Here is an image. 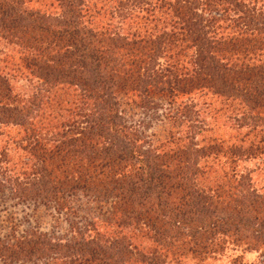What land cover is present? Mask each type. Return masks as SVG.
<instances>
[{
    "label": "trees",
    "instance_id": "trees-1",
    "mask_svg": "<svg viewBox=\"0 0 264 264\" xmlns=\"http://www.w3.org/2000/svg\"><path fill=\"white\" fill-rule=\"evenodd\" d=\"M42 1L0 0V40L15 52L0 69V126L16 127L28 154L0 184L63 211L70 199L106 203L108 216L85 219L64 242L0 240V260L167 264L245 245L264 264V188L234 169L227 191L197 185L219 156L226 166L264 160V0ZM13 80L30 91L14 92ZM191 94L219 99L210 113L244 130L238 144L195 143L193 97L174 113L184 137L149 141L123 118L126 100L148 115Z\"/></svg>",
    "mask_w": 264,
    "mask_h": 264
},
{
    "label": "rangeland",
    "instance_id": "rangeland-1",
    "mask_svg": "<svg viewBox=\"0 0 264 264\" xmlns=\"http://www.w3.org/2000/svg\"><path fill=\"white\" fill-rule=\"evenodd\" d=\"M36 5L40 9H44L43 5L46 4L42 0H39L37 3L36 0ZM47 11L51 14L58 13V10L54 6ZM114 21L116 23L119 19L115 18ZM112 26H118L124 31L127 29L126 25ZM14 53L12 47L7 46L0 40V69L4 67L3 62L7 59L8 55L12 56ZM8 69H10V73L14 71L11 67ZM11 82H15V80ZM34 85L35 83L30 86L33 87ZM13 87L14 92L18 93L30 91L27 83L21 80L16 81ZM193 95H187L184 98L180 97L176 100L168 101V103L161 102V106H158L159 110L151 111L148 115H145L137 107L132 110L130 108L132 101L129 103L130 100H126L127 106L122 107L126 113V117L123 116V118L125 122L135 124L138 130L143 133L145 139L149 138V141H159L160 143L164 139L169 138V136H174V139L184 137L185 133L189 130L187 129L188 125L182 124V118L179 117V119L174 113L176 108L181 106V101H191L193 97L194 103L197 104V110L200 111L198 121H201L199 126L197 125L199 128L190 127V130H193L191 137H193L195 143L204 145L209 139H216L228 145L238 144L237 140L242 136L244 130L238 132L236 127H232L231 123L227 121L226 115L213 116L210 113L212 108L219 110L223 108L219 104V99L212 95L200 98H195ZM24 145L23 137H20L16 127L11 125L6 127L0 126V180L5 170L11 172L14 169L21 170L23 164L25 165V169L27 168L28 154L23 150ZM262 160L259 156H253L252 159L241 162L237 161L238 163H235V166L229 163L226 166L224 159L219 156L213 165L208 168V175L210 177L207 178V181L203 182V180L199 179L197 185L198 187L212 188L220 186L227 191L228 187L234 185L233 182L237 180V177L234 178V174L232 175V179L229 173L230 170L234 169L239 176H243V174L249 175V178L257 188H264V170L257 169L260 164L259 162H262ZM262 163L264 164V160ZM201 166H203V163ZM259 168H264V165ZM64 207L66 210L63 211L55 208L53 204L19 201V199L12 196L7 185L3 186L0 184V240L5 243L14 244L22 236H28L29 239L30 236L33 237L35 236L34 234L40 233L41 235H47L51 240L64 242L71 237V228L85 226L83 225L85 219L98 218L102 221L108 216V205L106 203L96 205L84 198H77L76 201L74 199L67 200L64 203ZM109 232L111 231L109 230ZM87 234L96 238L94 230L91 233L87 232ZM106 235V230L100 229L97 236L99 239ZM38 257L40 256H36L30 260L21 259L14 262L0 260V264H51L50 256L46 258ZM261 259L262 255H260L259 250L247 251L245 245L237 248L226 245L223 251H216L214 256L205 255L204 257L197 258L186 255L180 258L176 257V260L169 258L167 264H258Z\"/></svg>",
    "mask_w": 264,
    "mask_h": 264
}]
</instances>
